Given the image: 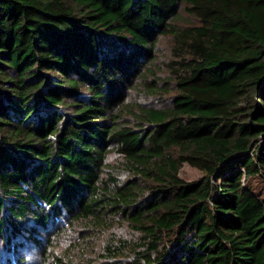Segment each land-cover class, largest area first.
<instances>
[{
	"label": "trees",
	"instance_id": "obj_1",
	"mask_svg": "<svg viewBox=\"0 0 264 264\" xmlns=\"http://www.w3.org/2000/svg\"><path fill=\"white\" fill-rule=\"evenodd\" d=\"M181 7L195 24L174 27ZM161 36L172 95L128 109L159 92ZM0 214L12 254L62 215L117 216L135 237L102 264H264V0H0Z\"/></svg>",
	"mask_w": 264,
	"mask_h": 264
},
{
	"label": "rangeland",
	"instance_id": "obj_2",
	"mask_svg": "<svg viewBox=\"0 0 264 264\" xmlns=\"http://www.w3.org/2000/svg\"><path fill=\"white\" fill-rule=\"evenodd\" d=\"M172 23L174 27L182 28L195 24L196 21L181 7ZM173 49L174 40L171 37H159L153 68V73L156 74L154 77L159 80L156 87L159 88V92H150L139 86L137 90L130 91L127 96L128 109L157 108L161 99L167 100V97L172 95L168 88L173 86L166 84V81L170 80L168 64L174 59ZM152 76L148 75L147 79L150 80ZM103 171H105L102 175L104 180L111 176L115 177L119 183H123L130 177L123 167L121 157L113 151L106 156ZM203 174L202 167L193 161L185 162L179 171V176L187 181L198 179ZM64 216L57 217V220L50 224L52 226L41 236L42 242L39 246L25 244L18 247L17 245V250L13 254L7 253V250L0 247V264H102L103 248L107 241L114 244L118 240L130 241L135 237L127 223L122 222L117 216L109 217L110 221L106 228L95 227L94 229L85 222L64 223ZM53 224L59 226L61 231H56V226L54 227ZM14 243L22 244V241H14Z\"/></svg>",
	"mask_w": 264,
	"mask_h": 264
}]
</instances>
